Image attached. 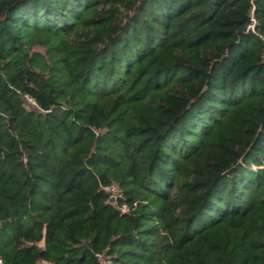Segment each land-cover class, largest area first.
<instances>
[{"label": "trees", "instance_id": "trees-1", "mask_svg": "<svg viewBox=\"0 0 264 264\" xmlns=\"http://www.w3.org/2000/svg\"><path fill=\"white\" fill-rule=\"evenodd\" d=\"M250 12L264 39V0H0L2 264H264Z\"/></svg>", "mask_w": 264, "mask_h": 264}, {"label": "built area", "instance_id": "built-area-1", "mask_svg": "<svg viewBox=\"0 0 264 264\" xmlns=\"http://www.w3.org/2000/svg\"><path fill=\"white\" fill-rule=\"evenodd\" d=\"M254 26H255V20H254L252 14L250 12L249 15H248V23L245 26V31L250 32L253 35H255L257 38H259L262 41L263 46H264V39L261 37V35H259L258 33L255 32ZM124 210H125V207L124 206H121L119 208V211H121V212L124 211ZM0 264H2L1 263V260H0Z\"/></svg>", "mask_w": 264, "mask_h": 264}, {"label": "water", "instance_id": "water-1", "mask_svg": "<svg viewBox=\"0 0 264 264\" xmlns=\"http://www.w3.org/2000/svg\"><path fill=\"white\" fill-rule=\"evenodd\" d=\"M110 201H111V199H110Z\"/></svg>", "mask_w": 264, "mask_h": 264}]
</instances>
